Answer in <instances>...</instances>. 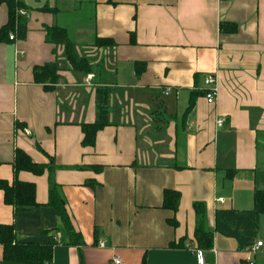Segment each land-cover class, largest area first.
Instances as JSON below:
<instances>
[{
  "label": "crops",
  "instance_id": "1",
  "mask_svg": "<svg viewBox=\"0 0 264 264\" xmlns=\"http://www.w3.org/2000/svg\"><path fill=\"white\" fill-rule=\"evenodd\" d=\"M19 1L23 35L0 43V181L34 184L37 206L14 216L0 190V225H13L19 242L59 236L50 264H196L193 205L202 204L213 233L212 248L199 249L206 264H264V245L250 250L264 243V216L243 250L215 229L216 212L251 211L255 191H264V0ZM7 20L2 4L0 28ZM49 27L65 29L89 61V83L61 45L45 42ZM96 39L113 45L97 48ZM55 62L59 80L45 90L34 68ZM208 75L214 104L203 94ZM101 87L111 89L109 125L94 146H82L81 125L97 119ZM16 150L48 168L15 175ZM50 183L79 244L57 230ZM166 190L180 194L176 213L163 208ZM0 264L22 263L5 260L0 246Z\"/></svg>",
  "mask_w": 264,
  "mask_h": 264
},
{
  "label": "trees",
  "instance_id": "2",
  "mask_svg": "<svg viewBox=\"0 0 264 264\" xmlns=\"http://www.w3.org/2000/svg\"><path fill=\"white\" fill-rule=\"evenodd\" d=\"M5 4L8 8V20L0 28V43L10 42L9 34L15 32L17 37H22L25 27L23 20H20L18 11L26 9L23 2L19 0H0V6ZM47 10V9H43ZM220 26V30L225 29ZM234 31L233 25H227V30ZM221 30V31H222ZM15 34V35H16ZM45 42L55 46L61 45L64 49V56L70 67L76 72L85 75L93 71L89 61L84 57H79L75 50V45L70 41L65 29L59 27L46 28ZM113 43L107 39H96L94 46L97 48L111 47ZM59 68L57 63H48L34 68V79L37 84L44 86L45 90H53V86L59 80ZM111 89L101 87L96 89L97 119L91 124H82L83 133L82 146L92 147L95 144L96 134L109 125V96ZM205 94V92L203 93ZM197 94H192L189 106L185 115L189 114L194 107ZM48 168L45 165L34 163L23 151L16 150L14 160V172L25 171L34 175H42ZM232 173L227 174L231 179ZM0 190L4 195V203L14 208V216L21 211L36 207L35 186L32 183H23L15 180L9 185L6 181H0ZM180 194L176 191L166 190L163 193V208L174 213L178 210ZM254 207L248 212L218 211L216 212V232L223 236L231 237L236 240L239 249L243 250L254 244L257 221L264 216V191L256 190L254 193ZM48 205L54 208L59 216V226L57 230L74 240V244H79L80 236L74 231L66 204L61 198L57 185L50 183ZM194 212L199 219L195 228V240L201 250H209L213 245V233L206 229L204 224L205 208L202 204L193 205ZM171 226H176L177 222L173 219L169 221ZM52 239L48 244H37L32 242H19L15 239L13 225H0V246L3 249V258L7 261L22 264H50L54 247Z\"/></svg>",
  "mask_w": 264,
  "mask_h": 264
},
{
  "label": "built area",
  "instance_id": "3",
  "mask_svg": "<svg viewBox=\"0 0 264 264\" xmlns=\"http://www.w3.org/2000/svg\"><path fill=\"white\" fill-rule=\"evenodd\" d=\"M22 15H25V12L23 9H20L18 11V16H22ZM15 39V34L14 32L13 33H10L9 34V40H14ZM23 54V53H21ZM93 78V75H88L85 79V82L86 83H89ZM205 85H206V90H205V99L207 101L208 104H214L215 100H216V96H217V87H216V84H215V79L213 76L211 75H208L206 78H205ZM217 127H221L222 125V121H217L216 123ZM23 133L26 135V136H29L31 134V132L29 130H24ZM219 201H222L221 199H219ZM59 236L57 237H54V241L55 242H59ZM264 245L263 242H257L255 245H253L250 250L251 251H256L258 250L259 248H261L262 246ZM106 244H105V241H100L98 243V247L99 248H105ZM195 256H196V259H197V263L196 264H206V261H205V258L203 256V253L201 252V250L199 249H194L193 250ZM113 263L114 264H120V260L118 258H115L113 260Z\"/></svg>",
  "mask_w": 264,
  "mask_h": 264
},
{
  "label": "rangeland",
  "instance_id": "4",
  "mask_svg": "<svg viewBox=\"0 0 264 264\" xmlns=\"http://www.w3.org/2000/svg\"><path fill=\"white\" fill-rule=\"evenodd\" d=\"M63 55H64V51H63ZM64 57H65V56H64ZM60 67H61V65H60ZM62 67H63V65H62ZM152 126H153V125H152ZM156 126H157V125H154L153 128L156 129ZM152 133H153V132H152Z\"/></svg>",
  "mask_w": 264,
  "mask_h": 264
}]
</instances>
